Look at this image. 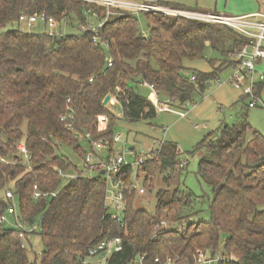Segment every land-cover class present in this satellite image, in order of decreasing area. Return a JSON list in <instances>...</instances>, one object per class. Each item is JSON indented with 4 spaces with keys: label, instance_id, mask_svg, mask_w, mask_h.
<instances>
[{
    "label": "trees",
    "instance_id": "obj_1",
    "mask_svg": "<svg viewBox=\"0 0 264 264\" xmlns=\"http://www.w3.org/2000/svg\"><path fill=\"white\" fill-rule=\"evenodd\" d=\"M90 8L72 0H0V157L5 160L0 162V214L11 202L4 191L11 189L22 222L32 225L40 216V231L32 233L43 245L40 254L29 258L18 232L0 223V264H81L89 247L112 237H119L120 243L105 264H135L139 257L142 264L167 260L192 264L199 252L206 256L220 252L224 260L217 264H264V136L248 123L245 111L230 123H221L217 133L204 136L191 151L201 153L197 176L211 188L210 196L175 189L168 197L158 190L149 213L134 205V166H124L116 178L128 188L126 205L116 220L105 205L106 182L101 174L88 177L77 172L73 179L58 174V170L77 171L57 153L59 146L81 159L87 152L59 120L67 98L74 110V128L93 140H105L108 156L116 152L111 128L118 117L107 105L119 104L121 118L130 123L154 117L153 103L136 90L138 84L150 83L160 101L182 107L225 67L191 71L194 83L185 74L183 60L200 59L209 47L225 58L224 63H231L247 42L226 26L161 14L144 13L147 37L139 32L136 15L111 16L97 29V42L92 30L61 36L29 34L18 23L20 13H45L58 23L85 25ZM8 25L17 28L6 29ZM263 90L264 78L255 84L254 106ZM108 93L116 102L104 107L101 102ZM240 100L249 108L248 96L242 94ZM98 115L107 117L101 132H97ZM20 141L30 154L28 161L16 148ZM87 147L91 149L90 142ZM179 153L177 144L164 142L157 159L136 167V178L142 169L146 188L152 187L158 172L165 173L163 180L168 182L167 170L178 162ZM33 185L56 196L34 199ZM161 220L171 229L153 233ZM176 226L179 230L173 229Z\"/></svg>",
    "mask_w": 264,
    "mask_h": 264
},
{
    "label": "rangeland",
    "instance_id": "obj_2",
    "mask_svg": "<svg viewBox=\"0 0 264 264\" xmlns=\"http://www.w3.org/2000/svg\"><path fill=\"white\" fill-rule=\"evenodd\" d=\"M179 3L190 9H195L203 12H217L228 15H241L248 10H259L264 12V0H160L156 4H170ZM257 5V7L254 5ZM259 4V6H258ZM137 28L140 33L146 34L148 32V22L144 13L136 15ZM95 22L93 23V25ZM20 30L29 34H44L47 33L48 27L43 22L37 20L31 26L19 24ZM218 26V25H216ZM16 29V25H8L6 29ZM55 32L67 34H79L83 30L77 25L65 24L63 22L56 23L53 27ZM235 56V55H233ZM231 56L230 58H233ZM224 57H221L216 51L206 47L203 52V57L197 60H183L185 66V74L189 75L191 71L210 72L214 67H222L223 69L217 72V78L208 83L202 92H193L192 100L185 104V107H174L176 111L186 112V116L179 118L173 112H158L154 117L147 120H139L133 123L123 120L122 108L119 104L110 107L118 120L111 128L113 135H120V142L113 145L114 151L127 152L129 148L139 155L146 153L149 148L155 147L153 142L164 139L165 142L175 143L179 149L178 162H176L171 171L167 170L169 174L168 182L163 180L165 173H156L152 180V187L150 189L143 186L145 173L142 169L138 171V178H135L136 167H133L131 180L137 188L143 187L144 193L136 192L134 205L138 208L144 209L149 213H153L155 205V193L161 190L166 193V196L172 194L173 190L178 189V193L189 190L195 195H211V188L199 182L198 160L201 153L192 155L194 146L200 142L204 136L208 134L217 133V129L221 123H230L235 115L245 111L247 112V121L252 128L264 136V90L261 92V101L257 102L254 107H245V104L240 100L242 97L241 91L236 89L228 80L233 74L234 62H238L236 57L231 60V63H224ZM213 61V64L210 62ZM227 65L229 67H227ZM255 69L259 73H264V59L256 63ZM136 90L142 95L146 96L152 102L154 98L153 91L146 83L138 84ZM112 104V103H110ZM186 110V111H183ZM195 125L198 128H195ZM161 128L165 130V134L161 132ZM79 144L86 150V144L83 140H79ZM85 146V147H84ZM57 153L65 155L78 169L82 164V159L74 153L70 148L59 146ZM129 160H133L130 155H126ZM185 162L182 168L178 164ZM73 173V172H70ZM95 176V174H91ZM114 192L112 187L108 188L107 195ZM264 209V205L261 206ZM208 215L207 208L200 216L206 218ZM196 218V217H195ZM40 220L38 215L34 219L33 226L36 232L40 231L37 225ZM196 220V219H193ZM4 228L13 229L12 225ZM27 256L33 258L35 254H40L43 249L42 240L38 234H30L25 246ZM104 252L96 255H87L84 258V264H105ZM82 263V262H81ZM137 264V263H135Z\"/></svg>",
    "mask_w": 264,
    "mask_h": 264
},
{
    "label": "built area",
    "instance_id": "obj_3",
    "mask_svg": "<svg viewBox=\"0 0 264 264\" xmlns=\"http://www.w3.org/2000/svg\"><path fill=\"white\" fill-rule=\"evenodd\" d=\"M76 2H84L91 6L85 14L89 17V21L85 25H80L79 27L83 31L92 30L94 32L93 41L97 42V29L102 27V25L111 16H125V15H138L140 13L145 14H161L163 16L171 18H184L190 19L202 23H209L214 25L226 26L234 30L237 34L246 37L247 42H245L236 52L235 57L237 63L232 67L233 74L229 78V82L238 90L241 94L249 97V107H253L256 100L258 99L255 94V84L256 82L264 78V73H259L255 69L256 63L264 59V13H252L244 15H228L213 12H203L195 9H190L186 7H174L169 4H156V1L160 0H72ZM96 8H101L100 12L96 11ZM260 16L261 20H254L253 17ZM100 17V18H99ZM41 21L44 25H47V34H57L63 35L61 32H55L53 27L58 23L55 19L47 16L45 13H34L31 15H26L20 13L18 17L19 24H25L26 26H31L35 21ZM95 24L93 25V23ZM144 37L148 36L142 34ZM104 47L108 48L107 43H104ZM111 62H108V66ZM190 81L196 83V76L194 74L189 75ZM89 81H92L90 78ZM147 86L153 91L154 98L152 103L155 107L156 112H173L179 118L186 116V112L176 111L166 101H160L158 99V92L153 84L146 83ZM116 99L110 97L108 103H115ZM185 107V104L183 105ZM186 111V110H183ZM59 120L63 122L64 128L71 132V135L76 140H83L87 145L88 142L91 144V149H87V152L82 158V164L80 169L77 167V171L73 173H65L58 170V174L67 179H73L78 176V173L92 176L91 174H101L106 182V192H105V205L111 217L119 220L122 212L125 209L126 197L125 191L128 189L121 179L116 178V174L124 166L132 165L134 167H140L143 163L151 161L158 158V152L161 149L164 139L153 142L155 147L148 149L146 153L137 155L133 148H129L127 152H115L111 155H106V141L103 139L93 140L89 133L81 132L74 128L73 124L75 122V115L72 106L70 105V99H66V110L59 116ZM107 122V117L105 115L97 116V132H101ZM195 128H198L195 125ZM161 132L165 134V130L161 128ZM88 141V142H87ZM113 142H120V135H113ZM17 150L21 153L24 160L28 161L30 159V154L27 152L23 141H20L17 146ZM88 148V147H87ZM105 151V152H104ZM103 154V155H102ZM106 155V156H105ZM126 155H130L133 160H129ZM5 160L0 157V162ZM185 162H180L178 164L179 168H182ZM78 172V173H77ZM114 178V181H112ZM136 178V174H135ZM137 179V178H136ZM112 187L114 192L107 195L108 188ZM131 188L135 189L136 192L144 193V188H137L135 184H131ZM33 198L37 199L41 196H56L55 192L47 193L42 192L38 189L37 185H33ZM4 197L9 199L11 202L7 205L5 210L0 214V223L5 226L12 225L13 229L18 232V236L21 239V247L25 248L27 244V239L30 234L35 230V227L30 224L24 223L20 220L17 211L16 197L14 196L11 189L4 191ZM179 226L173 227V229H178ZM9 229V228H8ZM161 229H171L167 225L166 221L161 220L158 224L153 226V233L159 232ZM120 243L119 237L105 238L102 239L95 245L88 248V255H96L98 253L104 252L109 255L113 250L117 249ZM106 258V256H105ZM157 260V259H156ZM224 257L220 252L215 253L213 256H206L199 252L197 259L192 264H217L219 261H223ZM84 261V260H83ZM82 261L81 264H84ZM225 262V261H224ZM135 263L142 264V257H139ZM166 264H175L174 261L167 260ZM191 264V263H190Z\"/></svg>",
    "mask_w": 264,
    "mask_h": 264
},
{
    "label": "crops",
    "instance_id": "obj_4",
    "mask_svg": "<svg viewBox=\"0 0 264 264\" xmlns=\"http://www.w3.org/2000/svg\"><path fill=\"white\" fill-rule=\"evenodd\" d=\"M251 1H258V0H251ZM254 5L257 7V5L255 3H254ZM258 6H259V4H258ZM209 12H211V11H209ZM213 13H217V12H213ZM252 13H256V14H259L260 13L261 14V13H264V12H261L259 10H248L246 13H243L241 15H244V14H252ZM253 19L254 20H261V17L260 16H255V17H253Z\"/></svg>",
    "mask_w": 264,
    "mask_h": 264
},
{
    "label": "water",
    "instance_id": "obj_5",
    "mask_svg": "<svg viewBox=\"0 0 264 264\" xmlns=\"http://www.w3.org/2000/svg\"><path fill=\"white\" fill-rule=\"evenodd\" d=\"M110 97L111 95L109 93L106 94L101 102V105L105 107L108 104ZM101 174H103V172H101ZM112 181H114V178H112Z\"/></svg>",
    "mask_w": 264,
    "mask_h": 264
}]
</instances>
